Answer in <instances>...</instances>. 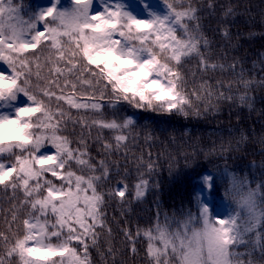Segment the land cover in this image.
Here are the masks:
<instances>
[{"label":"snow or ice","instance_id":"snow-or-ice-1","mask_svg":"<svg viewBox=\"0 0 264 264\" xmlns=\"http://www.w3.org/2000/svg\"><path fill=\"white\" fill-rule=\"evenodd\" d=\"M142 2L147 7L146 0ZM178 2L182 5L185 0H164L168 12L149 18L137 17L120 0H110L95 13L94 0H73L67 8L60 6V0H51L29 15L19 6L9 7V20L14 23L7 27L0 16V191H11L18 201L6 215L0 207V221L10 233L0 227V264H12L13 257L19 258V264H93L90 248L98 246V229L112 232L103 210L105 196L123 203L128 185L120 180L107 193L99 190L112 178V169L107 159L92 155V129L98 130L93 141L99 145L97 152L107 157L137 139L136 112L187 118L193 101L202 99L201 92L213 94L208 81L199 85V91L189 88L184 63L194 56L204 73L223 71L225 65L211 62L210 53L202 50L209 49L210 41L199 31L197 9L190 0L187 8H178ZM233 11L228 6L224 17ZM192 21L197 22L195 29L189 27ZM221 34L229 38L227 26ZM227 68L235 69L236 64ZM220 96L231 98L223 92ZM25 98L27 103H21ZM124 107L133 111L123 113ZM104 130L112 133L111 139L100 134ZM144 139L150 142L151 134ZM147 170L154 171L151 163ZM201 179V193L207 187L213 194L215 182L207 175ZM148 187L149 181L141 176L135 185L136 199ZM198 202L204 230L187 241L186 264H200L204 244L205 264H219L241 236L238 214L222 218L207 197L198 194ZM122 231L135 252L140 230L135 235L130 229ZM142 234L149 242V256L158 261L162 252L154 242L167 247L168 234L158 221L155 229ZM180 244L183 248L184 241ZM253 247L264 250V235H257ZM107 254L116 264L111 246Z\"/></svg>","mask_w":264,"mask_h":264},{"label":"trees","instance_id":"trees-1","mask_svg":"<svg viewBox=\"0 0 264 264\" xmlns=\"http://www.w3.org/2000/svg\"><path fill=\"white\" fill-rule=\"evenodd\" d=\"M41 1L13 0L10 7L19 6L23 14L29 15L42 8ZM132 1L144 5L142 0H122L121 3L130 10ZM190 2L200 18L199 31L210 41L209 49L202 50L210 53L211 62L223 63L225 70L204 73L199 70L196 57L188 58L182 70L189 88L199 91V85L208 81L213 94L201 92L202 99L193 101L187 118L136 112L139 127L133 130V135L137 139L130 141L124 151L101 156L97 152L99 145L93 142L98 130L92 129L90 151L96 159H107L112 169V178L102 182L99 190L107 193L120 180L128 185L123 203L116 197L105 196L103 210L112 232L109 235L98 229L101 231L98 246L90 248L93 264H113V257L107 254L109 246L115 253L116 264H186L187 241L193 233L204 230L198 194L207 197L216 215L226 218L238 214L236 222L241 236L226 249L219 264H248L249 261L264 264V250L253 247L257 235H264L261 219L264 215V83H261L264 81V0ZM146 3L158 10L157 15L168 12L164 0H146ZM209 3L213 4L212 8ZM3 4H7L6 0ZM72 4L73 0H65L60 6L67 8ZM177 6L187 8L189 4L185 0ZM228 6L233 7V14L224 17ZM188 23L190 29H195L196 21ZM225 26L230 32L227 39L221 34ZM178 34L182 33L178 30ZM229 64H236V68H227ZM246 81L252 82L247 88ZM218 82L223 87H218ZM221 92L231 98L221 97ZM241 96L248 99L242 102ZM132 111L127 107L122 109L123 113ZM79 132L77 128L76 134ZM100 134L107 139L112 136L109 130ZM148 134L152 137L150 142L144 139ZM149 163L153 166L152 172L147 170ZM206 175L215 182L213 194L208 193L207 187L201 193L204 187L201 178ZM141 176L149 181V187L141 199H136L135 185ZM17 202L12 199L11 191H0V207L5 215ZM157 221L168 234L169 245L164 247L161 241L154 242L162 252L159 260L154 261L147 252L149 242L142 233L155 229ZM0 227L10 235L6 223L0 221ZM122 229H130L134 235L140 230L141 235L135 237V252L131 251ZM177 234L179 237L173 240ZM200 247L203 249L200 264H205L207 245ZM11 261L19 264L18 257Z\"/></svg>","mask_w":264,"mask_h":264},{"label":"rangeland","instance_id":"rangeland-1","mask_svg":"<svg viewBox=\"0 0 264 264\" xmlns=\"http://www.w3.org/2000/svg\"><path fill=\"white\" fill-rule=\"evenodd\" d=\"M65 0H60V4H63ZM122 0H120L121 2ZM110 0H104V4L101 3V0H94V6H93V13L103 11L104 5L109 3ZM51 3V0H42L41 1V7H47ZM130 11L135 14L139 18H149L152 13L158 12V10L152 8L151 6L143 4H138L137 2L132 1L130 6ZM21 103H27V100L24 99L21 101ZM48 151H52V149H48Z\"/></svg>","mask_w":264,"mask_h":264},{"label":"clouds","instance_id":"clouds-1","mask_svg":"<svg viewBox=\"0 0 264 264\" xmlns=\"http://www.w3.org/2000/svg\"><path fill=\"white\" fill-rule=\"evenodd\" d=\"M10 5L0 4V16L4 17V24L7 27L8 24L14 23V21L9 20V16L11 15L8 11Z\"/></svg>","mask_w":264,"mask_h":264}]
</instances>
